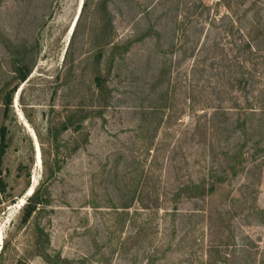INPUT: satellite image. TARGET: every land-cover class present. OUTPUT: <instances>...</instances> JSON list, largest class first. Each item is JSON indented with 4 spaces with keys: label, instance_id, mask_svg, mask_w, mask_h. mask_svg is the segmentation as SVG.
I'll return each mask as SVG.
<instances>
[{
    "label": "rangeland",
    "instance_id": "obj_1",
    "mask_svg": "<svg viewBox=\"0 0 264 264\" xmlns=\"http://www.w3.org/2000/svg\"><path fill=\"white\" fill-rule=\"evenodd\" d=\"M231 7L0 0V264H264V0Z\"/></svg>",
    "mask_w": 264,
    "mask_h": 264
},
{
    "label": "trees",
    "instance_id": "obj_2",
    "mask_svg": "<svg viewBox=\"0 0 264 264\" xmlns=\"http://www.w3.org/2000/svg\"><path fill=\"white\" fill-rule=\"evenodd\" d=\"M234 0H221L222 5L232 14V3ZM86 4V2H85ZM252 22H251V27L254 29V26L262 25V30H260V33L256 35V37H253L255 41V47L257 50H262L264 47L262 46V43H264V22L256 19V17H252ZM248 32V31H247ZM249 34L251 33L250 31L248 32ZM249 34L246 36V39L249 40ZM250 47H252L250 45ZM30 74L29 68L26 66L22 65L19 67L18 71V78L20 80V83H23L27 80L28 76ZM97 84L102 87V77H97L96 78ZM17 88V87H16ZM16 88L13 91H10L6 94L5 96V112L8 114L9 109L12 106L13 103V95L14 92L16 91ZM240 122V121H239ZM238 122V123H239ZM0 134H1V139H0V194H5L8 190V184L6 182V179L3 175V164H4V157L6 155L7 149H8V142H7V137H8V129L6 126H3L0 129ZM230 170H233L235 173L237 172L235 169V165H230L229 166ZM213 186V185H212ZM199 189L200 185H196ZM205 194V193H204ZM16 203V202H14ZM46 203V200H44L41 195L39 190H34V192L28 197L25 205L23 206V223L26 224L28 223L31 218L40 210V207ZM17 264H27L24 261H19Z\"/></svg>",
    "mask_w": 264,
    "mask_h": 264
},
{
    "label": "water",
    "instance_id": "obj_3",
    "mask_svg": "<svg viewBox=\"0 0 264 264\" xmlns=\"http://www.w3.org/2000/svg\"><path fill=\"white\" fill-rule=\"evenodd\" d=\"M36 158H37V155H36ZM34 190H35V189H33V191H32L31 193H33V192H34Z\"/></svg>",
    "mask_w": 264,
    "mask_h": 264
},
{
    "label": "bare ground",
    "instance_id": "obj_4",
    "mask_svg": "<svg viewBox=\"0 0 264 264\" xmlns=\"http://www.w3.org/2000/svg\"><path fill=\"white\" fill-rule=\"evenodd\" d=\"M32 191H33V189H32ZM32 191H31V192H32ZM31 194H32V193H31Z\"/></svg>",
    "mask_w": 264,
    "mask_h": 264
}]
</instances>
